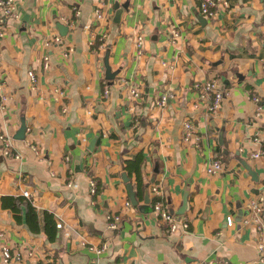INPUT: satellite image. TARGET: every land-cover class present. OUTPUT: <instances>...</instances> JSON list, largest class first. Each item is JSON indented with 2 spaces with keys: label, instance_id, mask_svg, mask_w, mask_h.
Segmentation results:
<instances>
[{
  "label": "crops",
  "instance_id": "1",
  "mask_svg": "<svg viewBox=\"0 0 264 264\" xmlns=\"http://www.w3.org/2000/svg\"><path fill=\"white\" fill-rule=\"evenodd\" d=\"M225 1L210 19L196 0H106L108 20L98 21L100 0H15L18 17L0 38V232L14 258L5 263L0 252V264L257 260V232L244 220L249 201L264 197V0ZM116 4L124 9L119 24ZM55 36L74 49L68 57L65 47H45ZM207 81L225 96L215 113L195 87ZM163 97L165 106L158 104ZM23 122L26 137L18 140ZM3 136L20 158L3 155ZM139 155L141 196L137 173L126 170ZM215 160L224 170L210 176ZM22 197L37 214L38 231L27 205L15 202ZM157 202L188 228L170 233L154 212ZM43 212L53 216L54 240L43 230ZM112 215L120 216L115 230ZM103 245L107 250L96 252Z\"/></svg>",
  "mask_w": 264,
  "mask_h": 264
},
{
  "label": "built area",
  "instance_id": "2",
  "mask_svg": "<svg viewBox=\"0 0 264 264\" xmlns=\"http://www.w3.org/2000/svg\"><path fill=\"white\" fill-rule=\"evenodd\" d=\"M106 0H100V6L97 7L95 10L96 19L98 21H104L108 20V16L103 11V8L101 7ZM199 4V9L202 15H204L207 18H214L217 15V10L221 6L223 8L228 7V3L225 0H196ZM76 15H79V11L76 10ZM18 17V9L15 0H0V38L4 37L5 31H6V25L11 20H14ZM87 28V27H86ZM106 35L103 34L100 41L103 45V41L106 39ZM93 42V41H92ZM144 38L143 36H139L137 38V46L139 48V53L141 54V50L143 47ZM52 46H61L65 47L62 38L60 36L52 37L45 42V47H52ZM74 49L72 46L65 47V56L68 57L70 53H72ZM42 66L44 71L49 70L50 68V57L49 55H45L43 57ZM29 76L31 79V90L36 91L37 87V77L34 71L29 72ZM196 90L199 91L200 97L202 99H208L210 98L211 104L208 108L210 113H215L218 111L221 107V104L224 99V94H222L216 83L213 81H207L206 83L196 85ZM132 94L135 97L139 96V92L135 89L132 90ZM110 97V88L109 86L105 87L104 90V98L108 99ZM4 100H7V98L4 97ZM254 101L257 103L259 102L258 98H254ZM159 105L165 106L166 105V97H163L161 101L158 102ZM258 110H261V107L258 106ZM193 125L191 122H186L184 125V140L186 142H190L193 138ZM1 140L3 142V155L5 157L9 156H15L16 158H20L19 154H15L13 151V144L12 139L10 137H1ZM36 154H39L38 147H33ZM255 158L261 157V154H255ZM69 157H66L65 161H68ZM224 170V164L220 160H215L210 165H208L207 173L208 175H216ZM90 191L91 194L96 193V182L91 180L90 181ZM158 187L153 188V192L155 194L159 193ZM23 195L27 198H30L29 192L25 191ZM126 206L129 207L130 203L127 202ZM247 211L248 214L244 220V224L246 226L251 225L256 229L257 237H256V245H257V260L253 262L252 264H264V197L252 199L249 201L247 205ZM154 212L158 215L161 222L166 223L169 227L170 233H175L178 231L180 227H183L184 229L188 228V223L186 219H180L169 212V210L163 206L161 202H157L154 205ZM108 226L110 229L115 230L118 228V224L120 222V216L112 215L108 218ZM233 225V220L231 218L228 219V226ZM59 229H63V224L57 225ZM221 235V233H219ZM96 252L100 253L102 251L107 250V246L103 245L101 249H95ZM0 252L2 253L4 257L5 263H9L11 260H13L14 255L11 252L10 247H8L6 244H4V233L0 232ZM19 258V255L16 256ZM191 264H203L200 262H193Z\"/></svg>",
  "mask_w": 264,
  "mask_h": 264
},
{
  "label": "trees",
  "instance_id": "3",
  "mask_svg": "<svg viewBox=\"0 0 264 264\" xmlns=\"http://www.w3.org/2000/svg\"><path fill=\"white\" fill-rule=\"evenodd\" d=\"M144 162V157L143 155H139L134 161H127V167L126 170L131 174V173H137L139 183H140V190L138 192V196H141L142 193L144 192L143 185H142V177H141V167ZM13 199V198H10ZM24 202L27 205V209L31 211V216L34 219L33 223V229L35 231L39 230V220L37 218V214L35 210L33 209L32 205L30 204V201L26 200L25 198H18L15 200V202ZM42 218H43V230L46 232L48 237L52 240L55 239L56 237V224L54 223L53 216L48 213V212H43L41 213Z\"/></svg>",
  "mask_w": 264,
  "mask_h": 264
},
{
  "label": "water",
  "instance_id": "4",
  "mask_svg": "<svg viewBox=\"0 0 264 264\" xmlns=\"http://www.w3.org/2000/svg\"><path fill=\"white\" fill-rule=\"evenodd\" d=\"M115 9H116V14H115V17H114V19H113V22H114L115 24H119V23L121 22V20H122V14L124 13V9H123V8H120V6H119L118 4H116ZM105 70H106V76H107V79L112 80V79L115 78L116 75L111 73V68H110L109 63H108V55L106 56V59H105ZM26 131H27V126H26V124L23 122V123H22V126H21V128H20V130H19V132H18L17 135H16V139H18V140H23V139H25V137H26ZM122 177H123L124 182H125L126 184H128L127 186H128V190H129L130 200H131L133 206H135V207L138 206V202H137V200H136V197H135V193H134L133 187H132V185L130 184V179L127 177V174H126V173H124V174L122 175ZM146 202H148V198H147ZM186 204H187V203L185 202V203H184V207H183V208L181 209V211L178 213L179 215H183V214H185Z\"/></svg>",
  "mask_w": 264,
  "mask_h": 264
}]
</instances>
